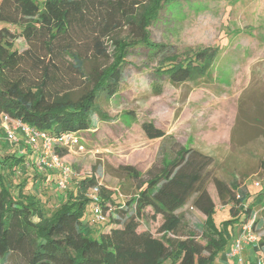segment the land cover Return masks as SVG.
<instances>
[{"label":"trees","instance_id":"1","mask_svg":"<svg viewBox=\"0 0 264 264\" xmlns=\"http://www.w3.org/2000/svg\"><path fill=\"white\" fill-rule=\"evenodd\" d=\"M173 1L179 0H148L140 10L138 2L127 4V0H43L42 4L37 0H0V114L50 134H77L83 142L84 138L91 140L98 129L95 113L107 120L99 111L98 100L102 96L110 100L119 93L124 65L133 48H146L159 58L157 74L166 75L175 85L207 75L218 55L217 47L180 54L173 45L150 39L148 28L161 8ZM5 25L23 27L21 35L28 43L25 51L15 48ZM123 26L131 28L130 34L114 36ZM109 56L107 63H98ZM32 62L36 76L21 75L22 67ZM68 62L70 72H64L61 67ZM141 126L149 139L166 136V131L151 121ZM58 153L69 161L70 150L61 148ZM3 162L13 173L23 165L24 156L11 154ZM213 164V156L179 146L173 158L162 159L158 172L154 173L153 167L148 170L145 181L140 180L142 174L135 167L119 165L118 169L138 181L139 190L123 205L116 202L117 193L107 190L91 172L51 211L25 192L27 182L18 184L16 199L0 177V264H6L12 254L20 257L19 264H215L218 254L230 248L228 226L250 218L264 198V188L249 202L250 192L215 176ZM210 182L220 203L230 205V218L219 224L207 190ZM95 185L101 187L107 216L97 238L92 236V227L85 228L83 219L91 203L88 191ZM193 197L192 204L207 217L199 227L201 234H180L183 218L178 210ZM261 207L264 212V204ZM147 209L153 219H163L159 236L150 229L138 231ZM259 250L264 257V235L254 247L255 252Z\"/></svg>","mask_w":264,"mask_h":264},{"label":"rangeland","instance_id":"2","mask_svg":"<svg viewBox=\"0 0 264 264\" xmlns=\"http://www.w3.org/2000/svg\"><path fill=\"white\" fill-rule=\"evenodd\" d=\"M129 2H138L141 10L148 0ZM5 27L15 48L25 51L28 43L21 35L23 27ZM148 29L151 41L173 45L180 54L217 47L218 55L209 73L195 81L175 85L166 75L157 74L159 58L146 48H133L124 65L119 93L110 100L104 96L98 100L99 111L107 120L95 113L93 120L98 129L91 140L84 138V151L71 152L68 157L72 174L66 191L58 189L59 175L52 179L49 171L51 176L34 169L32 164L26 166L28 160L35 162V155L30 157L29 150L24 154L21 143H12L0 133V177L16 199L19 198L18 184L27 182L25 192L35 195L51 211L67 198L68 190L75 189L81 177L95 172L107 190L117 193L116 202L123 205L139 190L138 181L118 169L119 165L135 167L142 174L140 180L145 181L149 178L148 170L153 167V172H158L162 159L173 158L179 146L193 147L213 156L212 173L247 189L251 194L249 202L264 188V0L173 1L161 8ZM130 30L123 26L114 36L129 35ZM108 61L110 56L98 63ZM69 62L61 67L64 72H70ZM90 66L88 62L86 69ZM20 74L35 77L36 66L33 62L25 64ZM144 121L165 130V138L149 139L141 126ZM11 154L17 158L24 156L23 165L17 166L13 173L9 166L3 165L4 158ZM257 181L260 186H255ZM207 190L216 206V223L229 219L230 205L220 203L213 182ZM193 199L178 210L183 218L180 234L189 231L201 234L199 227L207 216L192 204ZM260 202L256 209L264 204V198ZM92 217L90 203L83 219L87 222L85 228L92 227V236L97 238L103 223L91 225ZM258 217L257 233L261 238L264 212L260 211ZM162 222L161 217L153 219L151 210L147 209L138 231L150 229L159 236ZM239 226V223L228 226L230 248ZM230 248L218 254L215 264H258L259 252L253 246L243 252L242 263L227 255ZM20 260L12 254L6 264H19Z\"/></svg>","mask_w":264,"mask_h":264},{"label":"built area","instance_id":"3","mask_svg":"<svg viewBox=\"0 0 264 264\" xmlns=\"http://www.w3.org/2000/svg\"><path fill=\"white\" fill-rule=\"evenodd\" d=\"M0 133L12 143H21L24 148V154L30 151V157L35 155V162L31 163V161L28 160L26 166L30 167L32 164L41 172L59 171L60 176L57 182L58 189L64 190L68 187L72 174V167L58 153V150L66 148L71 152L84 151L85 146L80 136L71 132L50 134L21 119L12 118L6 113L0 114ZM260 184L261 183L257 181L255 186H260ZM100 191V185H95L88 191L93 215L90 223L93 225L102 224L107 219V216L103 212ZM240 196L241 195L238 194L237 198H240ZM261 210L262 207L254 210L250 218L240 224L239 231L233 239L231 248L227 253L229 257L236 258L238 262L242 263L244 261L243 252L245 249L250 246L255 247L258 244L260 237L256 227L259 212ZM261 253L262 252L259 251L258 264L264 263V257Z\"/></svg>","mask_w":264,"mask_h":264},{"label":"crops","instance_id":"4","mask_svg":"<svg viewBox=\"0 0 264 264\" xmlns=\"http://www.w3.org/2000/svg\"><path fill=\"white\" fill-rule=\"evenodd\" d=\"M202 152V151H201ZM204 153V152H203ZM34 169H36V168H34ZM50 173H51V175H52V179H54V177H55V175H59L60 176V174H59V171H56V170H53V171H49ZM49 172H47V174H49ZM41 173H44V172H41ZM45 175V174H44ZM50 174H49V176H51ZM44 177V176H43ZM48 178H50V177H48Z\"/></svg>","mask_w":264,"mask_h":264}]
</instances>
